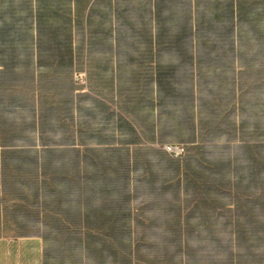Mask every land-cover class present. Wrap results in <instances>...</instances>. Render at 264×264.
<instances>
[{
  "label": "trees",
  "instance_id": "1",
  "mask_svg": "<svg viewBox=\"0 0 264 264\" xmlns=\"http://www.w3.org/2000/svg\"><path fill=\"white\" fill-rule=\"evenodd\" d=\"M20 3L29 15L33 14L27 0ZM72 4L76 11L74 24L82 35V45L88 50L92 46L108 49L113 53L115 70L123 65L140 68L136 75L128 77L129 84L118 82L115 85L118 106L137 117L136 105H133L136 97L154 102L157 128L151 130V138L156 136L160 142L174 140L191 145L192 154L182 161L181 177L174 174L170 180L157 183L151 175L138 176L130 185L129 177L125 181L128 169L123 170L124 177L114 181L115 200L112 205L107 202L118 209L116 220L133 208L129 206L131 200L136 210L185 208L188 203L198 201L215 208L219 204L216 195L234 194L236 209L244 222L264 230V0H139L137 5L132 0H72ZM98 4L112 10L113 34L108 36L105 27L96 24L93 29L97 37L93 39L90 29H84L83 25H89L95 11L98 17L104 16V12L97 9ZM69 17L67 11L57 19ZM34 19L38 34H49V24L39 10L34 13ZM151 22L153 32L147 29ZM9 27V22L0 27V40ZM68 42L66 36L56 39L53 42L56 52L51 58L67 71L74 60V49ZM41 79V76L31 78L28 83L35 82L41 92L57 93L64 103L58 107L41 103L34 109L33 125L38 127L40 145L43 148L51 145V136L45 134L44 129L57 124H52L53 116L62 130L60 142L87 147L89 139L98 136H94L87 123L78 122L69 108L74 105L75 110L81 111L82 95L75 94L66 82L57 87H45ZM93 101L107 116L110 109L99 100ZM173 114H176V123L171 118ZM117 119L121 122L123 116L117 115ZM137 122L143 123L142 118ZM128 127L129 132L138 137L135 128ZM101 133L103 138L97 141L107 143L105 130ZM217 141L226 154L209 158L207 152ZM73 152L77 154L78 150ZM2 159L9 160L5 154ZM16 163L22 183L26 186L28 182L36 204L43 191L54 195L62 193L55 182L62 180V172L52 175L50 169L46 170V159H40L36 151L18 152ZM225 172L232 174L234 182L225 178ZM78 173L76 168V176ZM88 175L85 172L77 176L73 185L78 202L86 211L83 217L80 210L74 215L68 210L58 211L55 212L59 215L57 221L52 213L54 198L47 207L52 225L63 227L61 223H65L80 232L83 222L88 230L91 228L89 212L96 187ZM181 179L186 181L184 185ZM50 182L52 191L47 188ZM106 188L102 185L97 190L106 195ZM181 188L188 193L182 204L179 201ZM144 191H148L147 195L143 194L146 198L139 199ZM220 204L223 208L222 202Z\"/></svg>",
  "mask_w": 264,
  "mask_h": 264
},
{
  "label": "rangeland",
  "instance_id": "2",
  "mask_svg": "<svg viewBox=\"0 0 264 264\" xmlns=\"http://www.w3.org/2000/svg\"><path fill=\"white\" fill-rule=\"evenodd\" d=\"M27 1L33 10L32 15L26 12L20 0H0V27L7 22L10 23L6 35L0 40V148L4 150L9 160L14 162L17 161L18 152L36 151L40 159H46V170L50 169L52 175L56 176L58 172H62V180L55 181L62 193L54 195L52 192L43 191L40 195L41 198L45 196L49 204L54 198L56 199V202L52 203V213L57 216L55 212L58 211L68 210L73 215L76 210L82 209L81 212H86L81 202H78V195L73 186L77 176L80 177L85 172L89 173L88 177L96 187L92 193L90 210L94 208L100 214L113 210L114 216L118 212V209L111 207L116 196L114 181L123 176V170L128 169L127 176L125 173V181L129 177L130 185L132 179L138 176L151 175L157 183L170 180V176L174 174L181 177L182 161L192 154L191 145L174 140L160 142L156 136H153L154 139L151 138V130L157 128L155 103L136 97L133 105H136L137 117L127 114L116 103L115 85L118 82L123 85L129 84L128 77L136 75L140 68L135 65H123L115 70L114 56L108 49L92 46L88 50L85 45H82V35L74 24L76 11L72 0H42V3L38 0ZM132 2L137 5L139 0H132ZM217 3L220 5L219 1ZM59 9H61L60 12ZM97 9L102 10L104 16L98 17L95 11L90 16L89 25H83L84 29L86 27L90 29V37L93 39L97 37L93 29L96 24L105 27L108 36L113 34L112 10H107L101 4H98ZM37 10L43 14L49 24V34L46 36L37 32L34 19V13ZM67 11L70 12L69 18L57 19L59 15ZM147 29L153 32L154 24L148 23ZM63 36L67 37L69 40L67 44L74 49L73 64L68 71L64 66L58 67L51 59L56 52L53 42ZM38 38H40L39 42ZM109 42L108 39L107 43ZM40 76L45 87H57L66 82L71 85L75 94L82 95L80 104L83 109L77 111L74 105L69 108L78 122L87 123L94 136H98L89 139L87 147L68 146L60 142L62 130L59 129L60 123L54 120L53 116L50 120L52 124H57L52 128L44 129L45 134L51 136V145L45 148L40 145L38 127L33 125L36 118L34 109L41 103L57 107L64 103L62 96L57 93L41 92L36 88L35 82L28 83L29 79ZM17 82H25V84L18 85ZM93 100H99L104 104L103 106L110 109L107 116L104 115L101 106L94 104ZM117 115H122L123 121L118 122ZM139 118H142L143 123L137 122ZM171 118L176 123V114H173ZM129 124L135 128L138 137L129 132ZM103 129L104 134L108 136L107 143L97 141V138H103L101 137ZM166 144L183 146L184 151L175 156L167 152L164 147ZM220 144L221 142L217 141L211 146L207 152L209 158L222 157L226 154V150ZM74 149L78 150L77 154L73 152ZM76 168L79 170L77 176ZM101 169H103L102 173ZM103 176L107 180L104 181ZM224 176L234 182L231 173L225 172ZM185 183L186 181L181 179V184ZM142 184L145 186L144 182ZM52 185L50 182L47 187L51 191ZM102 185L108 189L106 195L97 190ZM143 194L147 195L148 191L142 192L138 198H146ZM107 202H111V205ZM18 204L20 211H24L25 203ZM129 206L133 207L130 211L134 212L136 208L132 200ZM61 224L63 227L57 225L59 233L51 232L46 238L52 264H83L84 260L90 258L98 260L100 255L104 256L105 241H87L86 234L89 230L83 222H81L80 232L65 223Z\"/></svg>",
  "mask_w": 264,
  "mask_h": 264
},
{
  "label": "crops",
  "instance_id": "3",
  "mask_svg": "<svg viewBox=\"0 0 264 264\" xmlns=\"http://www.w3.org/2000/svg\"><path fill=\"white\" fill-rule=\"evenodd\" d=\"M3 154L0 148V264H52L46 238L60 230L48 218L45 196L36 204L17 163L4 161ZM185 196L181 188V204ZM215 199V208L198 201L185 208L128 210L119 220L113 210L100 214L93 208L86 240L105 241L106 252L83 264H264V230L244 222L234 194Z\"/></svg>",
  "mask_w": 264,
  "mask_h": 264
},
{
  "label": "built area",
  "instance_id": "4",
  "mask_svg": "<svg viewBox=\"0 0 264 264\" xmlns=\"http://www.w3.org/2000/svg\"><path fill=\"white\" fill-rule=\"evenodd\" d=\"M165 149L167 150L168 153L173 154L175 156H178L183 153L184 148L183 146H176L172 144H166L164 145Z\"/></svg>",
  "mask_w": 264,
  "mask_h": 264
}]
</instances>
